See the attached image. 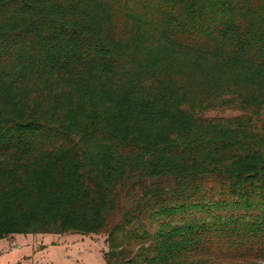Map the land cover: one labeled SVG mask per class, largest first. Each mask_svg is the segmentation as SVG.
<instances>
[{"label": "trees", "instance_id": "obj_1", "mask_svg": "<svg viewBox=\"0 0 264 264\" xmlns=\"http://www.w3.org/2000/svg\"><path fill=\"white\" fill-rule=\"evenodd\" d=\"M70 232L264 264V0H0V239Z\"/></svg>", "mask_w": 264, "mask_h": 264}, {"label": "rangeland", "instance_id": "obj_2", "mask_svg": "<svg viewBox=\"0 0 264 264\" xmlns=\"http://www.w3.org/2000/svg\"><path fill=\"white\" fill-rule=\"evenodd\" d=\"M106 251L104 234H14L0 239V264H105Z\"/></svg>", "mask_w": 264, "mask_h": 264}]
</instances>
